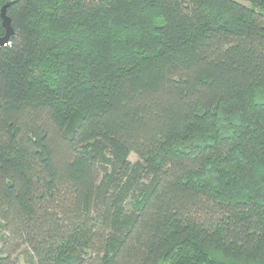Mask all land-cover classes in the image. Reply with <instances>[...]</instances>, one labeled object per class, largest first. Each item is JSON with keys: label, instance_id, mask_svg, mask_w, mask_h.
I'll use <instances>...</instances> for the list:
<instances>
[{"label": "trees", "instance_id": "1", "mask_svg": "<svg viewBox=\"0 0 264 264\" xmlns=\"http://www.w3.org/2000/svg\"><path fill=\"white\" fill-rule=\"evenodd\" d=\"M5 4L0 264H264V0Z\"/></svg>", "mask_w": 264, "mask_h": 264}, {"label": "water", "instance_id": "2", "mask_svg": "<svg viewBox=\"0 0 264 264\" xmlns=\"http://www.w3.org/2000/svg\"><path fill=\"white\" fill-rule=\"evenodd\" d=\"M7 6L8 4H5L0 8L1 25L5 29V34L2 37H0V46L5 45L8 42L9 37L13 33V30L11 27V21L6 11Z\"/></svg>", "mask_w": 264, "mask_h": 264}, {"label": "rangeland", "instance_id": "3", "mask_svg": "<svg viewBox=\"0 0 264 264\" xmlns=\"http://www.w3.org/2000/svg\"><path fill=\"white\" fill-rule=\"evenodd\" d=\"M241 1V0H239ZM257 96L261 97L264 99V89L257 91ZM130 162H135L138 160V157L136 156L135 153H131L128 157ZM16 256L18 258V264H26V261L28 259V251L26 248L23 246L21 249L16 253Z\"/></svg>", "mask_w": 264, "mask_h": 264}]
</instances>
